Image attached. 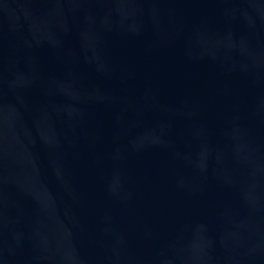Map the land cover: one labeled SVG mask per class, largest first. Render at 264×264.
<instances>
[{"label": "water", "instance_id": "1", "mask_svg": "<svg viewBox=\"0 0 264 264\" xmlns=\"http://www.w3.org/2000/svg\"><path fill=\"white\" fill-rule=\"evenodd\" d=\"M0 264H264V0H0Z\"/></svg>", "mask_w": 264, "mask_h": 264}]
</instances>
